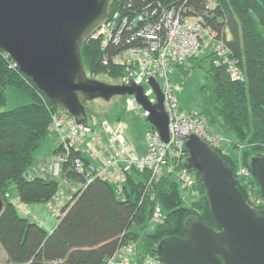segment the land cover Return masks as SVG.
<instances>
[{"label": "trees", "instance_id": "1", "mask_svg": "<svg viewBox=\"0 0 264 264\" xmlns=\"http://www.w3.org/2000/svg\"><path fill=\"white\" fill-rule=\"evenodd\" d=\"M157 1L162 6L180 7L187 16H203L205 26L216 33L215 39L222 41L245 72L243 81H232L227 67L217 66L213 54L192 59L190 69L177 68L182 74H188L194 67L204 68L203 60L208 62L201 112L213 125L218 124L232 133L236 146H242L241 155L235 152L236 146L230 151H214L235 174L238 189L247 201L248 188L239 179L240 168L248 169L250 184L263 197L250 161L255 155H264V0ZM209 1L212 6L207 8ZM139 2L136 0L134 10L139 8ZM119 48L109 45L104 49L99 41L91 39L85 42L80 54L88 77L97 73L121 77L120 66L104 63ZM8 87L27 92L32 102L0 112V194L7 205L0 218V244L7 256L1 264H108L131 241L138 242L137 258L142 262L145 255L158 259L157 247L162 240L185 237V224L191 218L220 230L211 216L201 175L188 168L187 150L185 157L173 161L179 169L188 168L196 176L197 190L202 197L195 203H186V191L176 177L166 174L152 188H147L150 170L136 169L128 172L124 198H121L113 184L100 178L90 181L77 171L71 155L64 163L63 174L82 186L62 208L56 227L48 231L42 223L22 215L19 202L12 197H18L25 205L40 204L47 203L58 191L59 183L47 174L28 177L40 147L52 136L49 127L58 108L0 49V106L6 102ZM128 99V96L113 97L109 100L110 109L99 117L110 122L130 120L131 111H136L131 110ZM88 104L85 102L84 106L90 120L93 110ZM57 151L56 146L53 152ZM151 194H155V201L150 199ZM156 202L162 206L165 219L153 231H148Z\"/></svg>", "mask_w": 264, "mask_h": 264}, {"label": "water", "instance_id": "2", "mask_svg": "<svg viewBox=\"0 0 264 264\" xmlns=\"http://www.w3.org/2000/svg\"><path fill=\"white\" fill-rule=\"evenodd\" d=\"M116 0H0V49L29 76L55 106L87 122L85 102L134 95L147 120L170 141L169 118L158 82L150 79L157 103L142 86L109 84L88 77L81 47L110 17ZM189 169L202 177L212 218L219 231L194 217L185 237L157 247L163 264H264V208L256 210L237 186L233 171L197 135L185 143ZM251 171L264 197V155L251 158ZM0 194V218L6 210ZM220 256L222 260L218 257Z\"/></svg>", "mask_w": 264, "mask_h": 264}, {"label": "built area", "instance_id": "3", "mask_svg": "<svg viewBox=\"0 0 264 264\" xmlns=\"http://www.w3.org/2000/svg\"><path fill=\"white\" fill-rule=\"evenodd\" d=\"M211 1L207 4V8L212 6ZM135 2L136 0H116L113 4L116 7L114 10L112 7L109 19L91 35L90 39L99 41L104 49L109 45L120 47L116 54L104 62L105 64L111 62L124 69L125 72L123 71L120 77L123 82L120 85L142 86L150 102L156 104L157 96L150 84V79L154 78L158 82L164 96V108L169 118L170 141L164 142L155 127L148 123L147 143L152 150L149 158L122 157L127 152L126 141L123 139L124 131L121 128H111L108 125L110 122L106 120H103L100 125H96L92 119L79 123L70 113L58 109L49 127L52 136L59 135L62 138L63 163L73 155L70 160L77 171L85 174L90 181L100 178L113 184L121 198H124L122 193L127 183L128 172L133 169L150 170L151 177L146 187L152 188L151 186L162 178L160 176L163 172H160V169L165 159L185 157V154H180L185 147V140L193 134L199 137L198 128L193 124L194 114L179 112L177 101L174 100L172 103L169 101V95L162 80L170 85L171 73L181 66L190 69L193 65L191 60L202 56L209 48L213 49V43L218 47L215 51L217 52L216 65H225L232 81L238 82L245 79L244 71L237 65V62L232 61L229 54L226 55L228 49L221 40L215 39L216 33L205 26L203 16H187L183 14L180 7L162 6L157 0H140L139 8L134 10ZM221 47L224 48V52ZM128 98L127 104L131 110L144 112L147 118L149 112L137 103L135 96L129 95ZM107 135L112 140H107ZM117 142L120 144L115 147ZM204 142L212 149L226 151L224 147L212 140L210 143L206 140ZM109 152H115L112 158H107L106 153ZM49 169L50 172H47L46 167L39 168V170L34 167L28 173V177L33 178L36 174L52 173V165H49ZM180 170V175L176 179L182 188H185L186 182H191L187 175L191 171L188 168ZM248 175V169H239L240 181L251 189L252 185ZM187 197L186 192L185 198ZM150 199L155 201V194H151ZM261 199L264 200L263 197ZM53 200L52 198L48 204L50 208L55 209L57 214ZM161 208V205L156 202L152 219L156 218L158 223H163ZM124 247L109 260L108 264H116L113 261L119 253L125 250ZM132 248H130L132 253H137V249L134 252ZM124 261L128 264H163L159 259L152 258L150 255L143 256L142 262L135 259L130 260V258Z\"/></svg>", "mask_w": 264, "mask_h": 264}, {"label": "rangeland", "instance_id": "4", "mask_svg": "<svg viewBox=\"0 0 264 264\" xmlns=\"http://www.w3.org/2000/svg\"><path fill=\"white\" fill-rule=\"evenodd\" d=\"M217 44L213 43V49L209 48L204 54H213V58L216 57L217 52ZM221 50L224 52V48L221 47ZM231 56L230 52H226V55ZM203 56V55H202ZM205 56V55H204ZM201 57V56H200ZM227 58V57H226ZM232 61L236 60V58L231 56ZM204 68H197L194 67L188 74H182L180 70H176L170 74V85L167 84L164 80L161 82L165 86L168 95L169 101L172 103L174 100L177 101L179 112L188 113L190 115L194 114V125L198 128L199 137L204 142V140L210 143V140L213 142L218 143L219 146L224 147L226 150L230 151L232 146H236L234 144L235 136L228 132L226 129L221 127L220 125H213L206 114L202 113L204 107V91L203 86L206 84L208 80V62L203 60L201 62ZM124 71V69H123ZM125 72V71H124ZM245 73V72H244ZM89 78L99 80L102 82H106L109 84H120L123 80L119 77H112L106 73H97V74H90ZM32 99L30 95L22 90L15 89L12 87H8L6 89V102L2 106H0V112L9 111L27 104H30ZM111 102L104 101L102 99H96L90 101L88 106L93 110V114L91 115V119L94 120L96 125H100L103 120L110 122L108 119L101 118L102 114L106 113L110 109ZM195 112V113H191ZM131 119L125 122H110L108 124L111 128H121L123 132V139L126 141V149L127 152L122 155V157H139L148 159L151 153V147L147 143V136H146V129H148V120L144 114V112H132L130 113ZM109 131V129H107ZM107 140H112V138L107 135ZM188 140V139H187ZM185 140V141H187ZM94 141V140H93ZM186 143V142H185ZM120 142H117L115 147H118ZM58 147L57 152H53ZM235 152L241 155L242 153V146L238 145ZM233 148V147H232ZM186 146L180 151V154L187 155L186 153ZM63 146H62V138L58 135L57 137H52L49 135L47 140L43 143L40 147L39 155L37 160L34 163L35 169L39 170V168L46 167L47 172H50L49 165H52V173H46L50 178L56 180L58 184V191L56 195L53 197V201L55 202V207L57 208V214L55 213V209L50 208V203L52 201L49 200L47 203H40V204H31L25 205L19 201L18 197H12L15 201L19 202L20 205L19 210L20 213L26 217H28L31 221L40 222L44 225L45 229L48 231H52L56 225L58 224V215L62 213V208L67 205L73 196L76 194L78 188L82 186L77 181L70 180L66 178L63 174V166H64V159L63 157ZM112 151V149H111ZM96 152V149H95ZM115 152L106 153L107 158H112ZM114 158V157H113ZM117 162V159L115 160ZM63 163V164H62ZM119 163V161H118ZM41 164V166H40ZM58 167H60L58 169ZM176 162H174L171 158L167 157L164 163L161 165L160 178L164 175H171L173 177H178L180 175L179 171L181 170L178 168ZM42 170V169H41ZM45 171V170H43ZM38 172V171H36ZM249 173V171H248ZM188 178L191 179V182H186L187 186L184 188L185 191L188 193V197L186 199V203H195L197 202L202 196L201 192L197 190V178L194 173L190 172L187 173ZM250 176V175H248ZM124 194V193H122ZM248 194V203L256 209H263L264 208V200L261 199L262 197L255 191L252 187L251 189H247ZM124 197V195H123ZM264 198V197H263ZM162 207V206H161ZM27 212V214L25 213ZM163 213L162 220L164 221L165 215L163 209L161 208V214ZM162 224L161 222L158 223L156 218L152 219L148 226V231H153L154 228ZM143 236H145V231L142 232ZM138 242H129L124 247L121 253H119L115 259L114 263L116 264H128L125 262L127 258L130 260L137 258V253H132L130 250L131 247L134 252L137 249ZM6 261V253L3 247L0 244V263Z\"/></svg>", "mask_w": 264, "mask_h": 264}, {"label": "crops", "instance_id": "5", "mask_svg": "<svg viewBox=\"0 0 264 264\" xmlns=\"http://www.w3.org/2000/svg\"><path fill=\"white\" fill-rule=\"evenodd\" d=\"M19 207H20V205H19ZM6 259H7V256H6ZM1 264V263H0Z\"/></svg>", "mask_w": 264, "mask_h": 264}, {"label": "clouds", "instance_id": "6", "mask_svg": "<svg viewBox=\"0 0 264 264\" xmlns=\"http://www.w3.org/2000/svg\"><path fill=\"white\" fill-rule=\"evenodd\" d=\"M205 143V142H204ZM210 147V146H209ZM214 150V149H213Z\"/></svg>", "mask_w": 264, "mask_h": 264}]
</instances>
